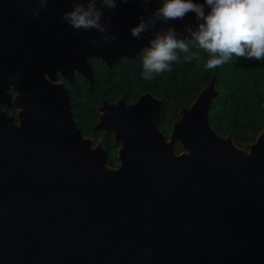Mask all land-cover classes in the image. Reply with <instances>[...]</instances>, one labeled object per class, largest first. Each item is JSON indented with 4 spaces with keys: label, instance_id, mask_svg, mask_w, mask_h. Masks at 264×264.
<instances>
[{
    "label": "water",
    "instance_id": "1",
    "mask_svg": "<svg viewBox=\"0 0 264 264\" xmlns=\"http://www.w3.org/2000/svg\"><path fill=\"white\" fill-rule=\"evenodd\" d=\"M78 2L0 0V106L17 110V122L0 110V264H264V127L244 148L217 135L213 79L168 139L156 98L102 101L95 127L120 144L110 168L57 76L91 83L89 59L111 67L143 52L151 31L129 29L159 0H116L103 33L61 18ZM170 23L183 33L195 21Z\"/></svg>",
    "mask_w": 264,
    "mask_h": 264
},
{
    "label": "trees",
    "instance_id": "2",
    "mask_svg": "<svg viewBox=\"0 0 264 264\" xmlns=\"http://www.w3.org/2000/svg\"><path fill=\"white\" fill-rule=\"evenodd\" d=\"M199 57L188 61L185 54H179L170 70L155 74L151 80L141 76L143 52L133 58H122L111 67L98 59H89L91 83L76 73L71 82L63 81L74 122L81 133L87 132L97 122L102 101L114 104L121 98L125 104H131L148 93L161 102L157 127L166 136L171 124L178 120V112L188 108L213 79L215 96L208 108L212 130L223 138L229 137L237 148L253 143L264 127V60L233 57L227 64L205 69L208 54L199 50ZM95 136L105 151L107 165L117 168L116 152L120 144L111 135ZM173 149L176 154L182 152L177 142Z\"/></svg>",
    "mask_w": 264,
    "mask_h": 264
},
{
    "label": "clouds",
    "instance_id": "3",
    "mask_svg": "<svg viewBox=\"0 0 264 264\" xmlns=\"http://www.w3.org/2000/svg\"><path fill=\"white\" fill-rule=\"evenodd\" d=\"M116 6V0H79L61 18L73 29L103 33V10ZM189 12L195 23L186 24L180 33L170 22L182 20ZM157 24L162 27L156 29ZM150 31L142 58L141 76L145 80L170 70L179 54H185L188 61L198 60L199 50L208 54L205 69L227 64L233 57L262 61L264 0H159L158 7L147 17L139 16L129 29L137 39Z\"/></svg>",
    "mask_w": 264,
    "mask_h": 264
},
{
    "label": "rangeland",
    "instance_id": "4",
    "mask_svg": "<svg viewBox=\"0 0 264 264\" xmlns=\"http://www.w3.org/2000/svg\"><path fill=\"white\" fill-rule=\"evenodd\" d=\"M96 125H94L91 128V130H89L87 132L82 130L83 136L91 141V144H92L93 147L96 146L98 143L100 144V139L98 137H96L95 134L102 133L103 135H111V134L106 133L102 129H97L95 127ZM170 133H171V128L168 130V134L165 136L167 139L169 138Z\"/></svg>",
    "mask_w": 264,
    "mask_h": 264
},
{
    "label": "flooded vegetation",
    "instance_id": "5",
    "mask_svg": "<svg viewBox=\"0 0 264 264\" xmlns=\"http://www.w3.org/2000/svg\"><path fill=\"white\" fill-rule=\"evenodd\" d=\"M88 62H89V60H88ZM63 81L64 80H62L59 76H57V80H56V82H61V83H63ZM64 85V84H63ZM8 94H10L11 95V97H14V93H13V91H12V89H9V91H8ZM145 94V93H144ZM148 94V93H147ZM143 95V94H142ZM141 96V95H140ZM118 101V100H117ZM110 104V103H109ZM115 104V103H114ZM8 110V111H6V110ZM11 109H13V112H11ZM0 110L1 111H3V112H5V114L6 115H12L13 116V118H14V121L15 122H17V119H16V108L15 107H13V106H11V107H7V106H0ZM98 121H99V115H98V119H97V122L94 124V125H96L97 123H98ZM93 125V126H94ZM92 126V127H93ZM171 128V127H170ZM112 136V135H111ZM165 136V135H164ZM116 155H117V152H116Z\"/></svg>",
    "mask_w": 264,
    "mask_h": 264
}]
</instances>
